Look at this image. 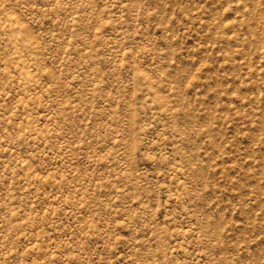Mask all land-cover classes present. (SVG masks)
<instances>
[{"label":"rangeland","instance_id":"rangeland-1","mask_svg":"<svg viewBox=\"0 0 264 264\" xmlns=\"http://www.w3.org/2000/svg\"><path fill=\"white\" fill-rule=\"evenodd\" d=\"M0 264H264V0H0Z\"/></svg>","mask_w":264,"mask_h":264}]
</instances>
